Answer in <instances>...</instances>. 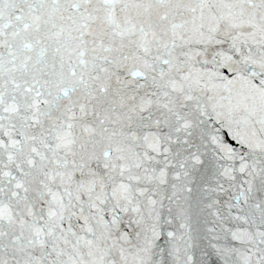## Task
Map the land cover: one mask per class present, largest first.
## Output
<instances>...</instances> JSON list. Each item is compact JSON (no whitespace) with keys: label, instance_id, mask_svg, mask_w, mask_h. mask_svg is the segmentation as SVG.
Masks as SVG:
<instances>
[{"label":"snow or ice","instance_id":"obj_1","mask_svg":"<svg viewBox=\"0 0 264 264\" xmlns=\"http://www.w3.org/2000/svg\"><path fill=\"white\" fill-rule=\"evenodd\" d=\"M0 264H264V0H0Z\"/></svg>","mask_w":264,"mask_h":264}]
</instances>
